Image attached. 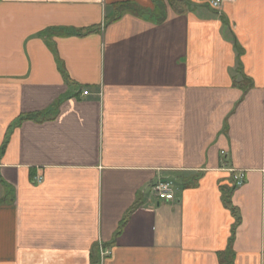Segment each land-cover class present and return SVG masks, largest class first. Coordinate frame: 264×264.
Returning <instances> with one entry per match:
<instances>
[{
	"label": "crops",
	"instance_id": "obj_1",
	"mask_svg": "<svg viewBox=\"0 0 264 264\" xmlns=\"http://www.w3.org/2000/svg\"><path fill=\"white\" fill-rule=\"evenodd\" d=\"M195 1L0 0V264H264V0Z\"/></svg>",
	"mask_w": 264,
	"mask_h": 264
},
{
	"label": "built area",
	"instance_id": "obj_2",
	"mask_svg": "<svg viewBox=\"0 0 264 264\" xmlns=\"http://www.w3.org/2000/svg\"><path fill=\"white\" fill-rule=\"evenodd\" d=\"M232 1L234 0H196L195 3L199 5H205L212 10H219L224 3ZM244 178L245 177L242 172H237L233 175L232 179L235 189L243 185ZM38 182H40V180H38ZM152 192L158 201H174L173 186L172 183L168 180L158 181L157 184L153 187Z\"/></svg>",
	"mask_w": 264,
	"mask_h": 264
},
{
	"label": "trees",
	"instance_id": "obj_3",
	"mask_svg": "<svg viewBox=\"0 0 264 264\" xmlns=\"http://www.w3.org/2000/svg\"><path fill=\"white\" fill-rule=\"evenodd\" d=\"M172 3H174L176 5L177 8H184L185 5H187V3L189 4V6L191 5L190 2H187L186 3V0H172ZM179 13H184V11H180ZM70 33H73V34H76L78 36H81L84 34V32H81V31H76V32H70ZM53 112V110H52ZM52 113L51 112H48L46 114H38V115H33V116H26L25 119H40V120H43L45 119L47 116H51ZM233 175L231 176V184L227 187H224L222 188V201H223V204L224 206L230 210L232 212V214L236 217V223L238 221V215L236 213V210L234 207H232L231 205V201H230V197H231V194L233 193V191L235 190V187H234V183H233ZM222 264H232L230 258H229V254L227 253L226 255H224L222 257Z\"/></svg>",
	"mask_w": 264,
	"mask_h": 264
},
{
	"label": "rangeland",
	"instance_id": "obj_4",
	"mask_svg": "<svg viewBox=\"0 0 264 264\" xmlns=\"http://www.w3.org/2000/svg\"><path fill=\"white\" fill-rule=\"evenodd\" d=\"M162 1H164V2H166V3L171 2V0H162Z\"/></svg>",
	"mask_w": 264,
	"mask_h": 264
}]
</instances>
